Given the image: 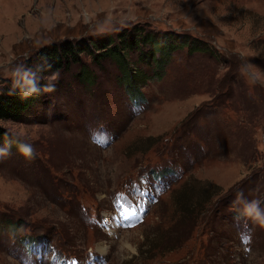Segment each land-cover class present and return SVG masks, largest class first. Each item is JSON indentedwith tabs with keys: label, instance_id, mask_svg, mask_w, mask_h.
<instances>
[{
	"label": "rangeland",
	"instance_id": "1",
	"mask_svg": "<svg viewBox=\"0 0 264 264\" xmlns=\"http://www.w3.org/2000/svg\"><path fill=\"white\" fill-rule=\"evenodd\" d=\"M135 32L177 47L82 52L0 121V264H264L240 214L264 208V0H0V90L44 47Z\"/></svg>",
	"mask_w": 264,
	"mask_h": 264
},
{
	"label": "trees",
	"instance_id": "2",
	"mask_svg": "<svg viewBox=\"0 0 264 264\" xmlns=\"http://www.w3.org/2000/svg\"><path fill=\"white\" fill-rule=\"evenodd\" d=\"M138 34V32H135L129 36L119 35L117 36V41L113 40V37L107 36L84 41V44L70 43L44 47L35 55L37 67L34 69L33 77H25V75L17 76L0 90V121L20 119L32 107L41 92L40 90L44 86L41 81L36 79V76L56 72L59 69L67 68L72 63H80L79 55L82 52L89 55L94 62L111 59L120 67L123 62L122 60H124L123 57H125L123 55L125 51L137 48L140 42L145 44L149 43L150 50L153 52L152 55L156 57L155 63H158L160 66L168 58L171 51L177 47L172 45L176 44L173 40H164L163 43L161 39H155L153 36L149 39L145 35L138 37ZM145 38L146 41H144ZM176 40L179 42L180 37H176ZM189 47L190 45H188ZM190 49L194 50L193 47H190ZM153 56L152 59L154 58ZM133 74L136 73L133 72ZM133 74L130 73L131 82L135 80L132 79ZM85 77L89 79V75ZM0 144L14 148L22 147L19 140L2 127H0ZM181 210L184 212L185 207Z\"/></svg>",
	"mask_w": 264,
	"mask_h": 264
},
{
	"label": "clouds",
	"instance_id": "3",
	"mask_svg": "<svg viewBox=\"0 0 264 264\" xmlns=\"http://www.w3.org/2000/svg\"><path fill=\"white\" fill-rule=\"evenodd\" d=\"M25 155L29 154V149H21ZM261 201L252 200L247 202L241 210V215L250 220L254 225L264 228V208H261Z\"/></svg>",
	"mask_w": 264,
	"mask_h": 264
}]
</instances>
